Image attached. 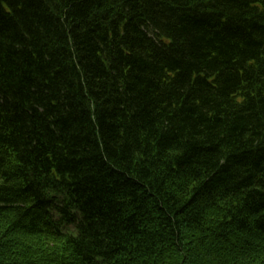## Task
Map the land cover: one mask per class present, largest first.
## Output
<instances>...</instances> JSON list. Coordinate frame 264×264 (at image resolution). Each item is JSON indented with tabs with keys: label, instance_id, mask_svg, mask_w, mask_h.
<instances>
[{
	"label": "trees",
	"instance_id": "obj_1",
	"mask_svg": "<svg viewBox=\"0 0 264 264\" xmlns=\"http://www.w3.org/2000/svg\"><path fill=\"white\" fill-rule=\"evenodd\" d=\"M0 264H264V0H0Z\"/></svg>",
	"mask_w": 264,
	"mask_h": 264
}]
</instances>
